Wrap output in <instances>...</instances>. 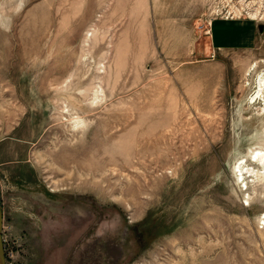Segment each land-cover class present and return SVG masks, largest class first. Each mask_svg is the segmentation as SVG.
Here are the masks:
<instances>
[{"label": "rangeland", "instance_id": "1", "mask_svg": "<svg viewBox=\"0 0 264 264\" xmlns=\"http://www.w3.org/2000/svg\"><path fill=\"white\" fill-rule=\"evenodd\" d=\"M262 75L264 0H0L5 264H264Z\"/></svg>", "mask_w": 264, "mask_h": 264}, {"label": "bare ground", "instance_id": "2", "mask_svg": "<svg viewBox=\"0 0 264 264\" xmlns=\"http://www.w3.org/2000/svg\"><path fill=\"white\" fill-rule=\"evenodd\" d=\"M257 97L260 98L259 100L262 99L264 101V76L263 75L259 78V81L257 83V92L252 97V99L254 98L256 99ZM252 155L253 156L247 158L249 160L242 159L241 163L238 165L237 169H238L239 177H241V181L243 183L246 177H252L253 179H257V181L264 183V153L258 151V152L252 153ZM248 161H250V163H248ZM251 163L257 164L255 165V167H261V170H257L255 167H252L253 165ZM245 188H247L246 184H245Z\"/></svg>", "mask_w": 264, "mask_h": 264}, {"label": "water", "instance_id": "3", "mask_svg": "<svg viewBox=\"0 0 264 264\" xmlns=\"http://www.w3.org/2000/svg\"><path fill=\"white\" fill-rule=\"evenodd\" d=\"M259 30L260 31L263 30V27L261 25L259 26ZM2 223H3V212L0 206V264H5L4 247H3L2 235H1Z\"/></svg>", "mask_w": 264, "mask_h": 264}, {"label": "crops", "instance_id": "4", "mask_svg": "<svg viewBox=\"0 0 264 264\" xmlns=\"http://www.w3.org/2000/svg\"><path fill=\"white\" fill-rule=\"evenodd\" d=\"M214 39H215V41H218V42L221 41L219 38H216L215 36H214ZM228 39H232V38H228ZM221 42H222V41H221ZM221 42H220L219 44H221Z\"/></svg>", "mask_w": 264, "mask_h": 264}, {"label": "built area", "instance_id": "5", "mask_svg": "<svg viewBox=\"0 0 264 264\" xmlns=\"http://www.w3.org/2000/svg\"><path fill=\"white\" fill-rule=\"evenodd\" d=\"M3 240V239H2ZM3 247H4V245H3Z\"/></svg>", "mask_w": 264, "mask_h": 264}]
</instances>
